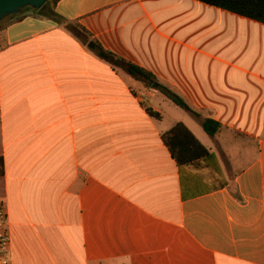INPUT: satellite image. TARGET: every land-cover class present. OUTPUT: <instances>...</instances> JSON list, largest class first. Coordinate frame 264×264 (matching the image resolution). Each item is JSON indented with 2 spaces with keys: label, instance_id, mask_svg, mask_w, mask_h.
Segmentation results:
<instances>
[{
  "label": "crops",
  "instance_id": "0c3cea01",
  "mask_svg": "<svg viewBox=\"0 0 264 264\" xmlns=\"http://www.w3.org/2000/svg\"><path fill=\"white\" fill-rule=\"evenodd\" d=\"M52 9L64 21L30 9L0 28L11 264H264V24L197 0ZM201 118L219 131L206 134ZM177 123L200 144L192 162L162 139Z\"/></svg>",
  "mask_w": 264,
  "mask_h": 264
},
{
  "label": "trees",
  "instance_id": "16d2710c",
  "mask_svg": "<svg viewBox=\"0 0 264 264\" xmlns=\"http://www.w3.org/2000/svg\"><path fill=\"white\" fill-rule=\"evenodd\" d=\"M58 0H49L47 7L44 10H34L36 13L42 17H48L54 19L58 22L64 21L62 17L57 15L53 9L52 5ZM214 6L217 8L224 9L226 11L232 12L234 14L261 22L264 24V0H197ZM31 8H25L21 13L8 17L0 22V28L15 19H18L20 15L26 10ZM32 10V9H31ZM71 29V28H70ZM76 31L75 29H71ZM77 33V32H76ZM95 54L102 60L106 61L113 67L125 72L129 77L138 81L145 88H150L153 83L156 82V78L148 72L147 70L141 68L140 66L116 55L115 53L104 49L98 43H94V48L92 49ZM157 89L173 104L182 108L183 110L191 113L196 118H200L199 114L194 111L190 106L175 92H173L168 87L158 84ZM150 115L158 117L156 112L148 110ZM201 126L206 134L209 136H214L220 129L221 124L210 118H201ZM162 139L167 145L171 156L179 164L189 163L193 161V145L200 146L199 142L195 137L189 132V130L182 124L177 123L171 129L167 130L162 134ZM191 147V148H190ZM1 165V157H0Z\"/></svg>",
  "mask_w": 264,
  "mask_h": 264
},
{
  "label": "water",
  "instance_id": "95a60500",
  "mask_svg": "<svg viewBox=\"0 0 264 264\" xmlns=\"http://www.w3.org/2000/svg\"><path fill=\"white\" fill-rule=\"evenodd\" d=\"M49 0H0V22L8 17L15 16L21 13L25 8L34 10H44L47 7ZM89 47H93L90 43ZM156 87L157 84L153 83Z\"/></svg>",
  "mask_w": 264,
  "mask_h": 264
},
{
  "label": "built area",
  "instance_id": "2783aa9c",
  "mask_svg": "<svg viewBox=\"0 0 264 264\" xmlns=\"http://www.w3.org/2000/svg\"><path fill=\"white\" fill-rule=\"evenodd\" d=\"M8 214L4 200L0 199V264H11Z\"/></svg>",
  "mask_w": 264,
  "mask_h": 264
}]
</instances>
